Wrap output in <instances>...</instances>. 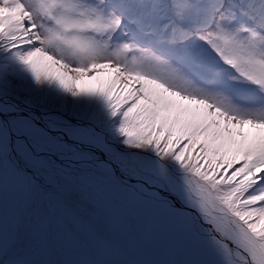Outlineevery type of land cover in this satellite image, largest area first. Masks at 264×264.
Listing matches in <instances>:
<instances>
[{
    "label": "snow or ice",
    "instance_id": "6c2138e0",
    "mask_svg": "<svg viewBox=\"0 0 264 264\" xmlns=\"http://www.w3.org/2000/svg\"><path fill=\"white\" fill-rule=\"evenodd\" d=\"M0 264H264V0H0Z\"/></svg>",
    "mask_w": 264,
    "mask_h": 264
}]
</instances>
